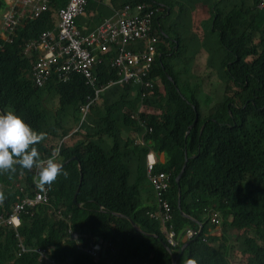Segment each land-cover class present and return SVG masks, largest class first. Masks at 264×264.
<instances>
[{"label":"trees","instance_id":"trees-1","mask_svg":"<svg viewBox=\"0 0 264 264\" xmlns=\"http://www.w3.org/2000/svg\"><path fill=\"white\" fill-rule=\"evenodd\" d=\"M67 1L54 0L41 17L24 18L11 41L0 30V114L13 112L45 133L34 145L39 164L0 172V217H9L19 198L32 197L37 189L46 198L21 216L18 233L26 253L16 231L0 223V264H173V255L177 264H264L261 0L89 1L76 23L90 14V31L127 4L163 8L158 19L167 33H159L165 42L158 43L149 75L154 86L143 99L152 108L153 128L145 133V144L136 143L134 137L145 128L130 114L138 109L142 91L138 84L118 81L110 64L113 53L104 55L95 70L106 88L83 127L80 105L95 92L82 74L64 82L53 72L43 86L30 78L33 60L24 54L25 46L57 26V10ZM6 7L0 0V13ZM198 54L202 61L207 56L200 75L194 72ZM56 149L61 172L39 188L37 174L46 166L40 163ZM151 150L167 154L156 171L171 174L164 197L172 206L177 246L168 244L162 223L150 216L157 209L147 173ZM187 153L180 205L192 217L179 208L177 177ZM214 212L220 214L219 224L211 221ZM187 228L198 233L185 238ZM100 241L103 247L93 257L87 248Z\"/></svg>","mask_w":264,"mask_h":264},{"label":"built area","instance_id":"built-area-1","mask_svg":"<svg viewBox=\"0 0 264 264\" xmlns=\"http://www.w3.org/2000/svg\"><path fill=\"white\" fill-rule=\"evenodd\" d=\"M54 0H17L13 3L4 17V34L6 40L15 31L20 22L29 17H41L47 11ZM90 0H68L58 8V24L53 29L43 31L41 35L32 39L25 46L26 54L33 60L31 77L37 86L46 84L52 73L55 72L61 81L70 79L73 73H80L90 85L95 96H89L80 108L84 113V119L89 109L99 101L100 92L104 86L100 84L95 72L97 66L102 63L103 56L113 53L110 58L112 67L117 69L120 76L119 82L140 84L144 88L142 100L137 110L133 111L132 118L137 119L149 128L148 109L144 103V97L149 95V87L153 81L149 75L154 58L158 53L159 36L156 29L155 17L161 11L159 6L148 3L127 4L123 8L116 9L114 14L107 17L99 26L89 32H81L76 23ZM102 1V0H95ZM264 0L260 7L263 8ZM11 41V40H10ZM111 81L110 84H113ZM143 142V138L137 139V143ZM46 161L40 164H46ZM158 159L153 151L148 153L147 172L156 194L157 209L150 212V216L162 223L163 233L168 243L172 246L179 244V234L174 228L172 206L164 194L171 187V174L166 171H156ZM16 187L24 191L20 185ZM44 194L37 189L34 196L20 197L13 205V212L9 217H0V223L11 227L16 231V237L20 238L18 228L21 225V216L27 207H35L44 201ZM211 221L220 222L219 212H214ZM198 230L187 228L185 238H192ZM77 237V234H74ZM21 251L28 250L20 242ZM111 245V244H108ZM102 243H96L88 248V252L97 257L102 249Z\"/></svg>","mask_w":264,"mask_h":264},{"label":"clouds","instance_id":"clouds-1","mask_svg":"<svg viewBox=\"0 0 264 264\" xmlns=\"http://www.w3.org/2000/svg\"><path fill=\"white\" fill-rule=\"evenodd\" d=\"M157 6H159L161 8V11L158 14L163 13V8L161 7V5L158 4ZM7 8L10 9L11 7H8V4H7L6 9ZM155 23H156V25H158L156 27V29H157V33L159 36V42L164 43L165 41L160 39L159 33L160 34L165 33L164 35L166 36L167 31L165 32L162 29V27H159V24H161V23L157 21L156 17H155ZM0 30L2 31V33H1L2 37L4 39H6L5 34H4V28L0 29ZM165 30H166V27H165ZM24 54L27 57L30 56V55L26 54L25 49H24ZM204 59H205V56L203 58V62H204ZM206 63L204 62L205 65H206ZM30 78H32L31 73H30ZM100 84L103 85L101 82H100ZM131 84H134V83H131ZM138 85H139V87L143 93L144 88H142V86L140 84H138ZM103 86L105 89L106 85H103ZM153 86H154V83H153ZM153 86L149 87L148 89L150 90L151 88H153ZM102 92L103 91L100 92V95ZM142 93H141V97L143 96ZM148 93H149V91H148ZM147 96H149V95H147ZM99 99H100V97H99ZM146 107L148 109L152 110V108H150L148 106H146ZM90 109H89L88 114L86 115L85 119H84V113L82 112L83 116L81 119L80 127H83V125H85L87 123L88 117L90 114ZM80 110H81V108H80ZM132 113H133V110H130L131 115H132ZM147 114H149V113H147ZM148 124H149V120H148ZM142 127L144 128V126H142ZM147 131L145 130V132L143 134L137 135L134 137L136 139V143H137V139L143 138V142H141L140 144H145L144 135ZM44 135H45V133H43V132L38 133L37 131L33 130L28 124H26L19 116H17L13 112H7V113L0 114V172L8 171V170H14L13 169L14 165H19L23 169L31 170L34 166V163L39 164V160L37 159L38 158V152H37V149L34 147V145L36 143L40 142L43 139ZM151 151L154 152V150H151ZM58 152H59V149H56L53 153V156L47 160L46 166L40 168V170L37 174V180H36L37 187L43 188L46 184L50 185L51 182H53L56 179L57 175L61 172V165L55 161V155ZM147 157H148V155H147ZM158 163H159V160H158ZM74 234H77V237H74ZM73 237H74V239L77 240L78 239V232H74ZM17 239H19V243H20L21 237L17 238ZM96 243H99V242H95V244ZM87 251H88V248H87ZM189 264H195V262L190 261Z\"/></svg>","mask_w":264,"mask_h":264},{"label":"crops","instance_id":"crops-1","mask_svg":"<svg viewBox=\"0 0 264 264\" xmlns=\"http://www.w3.org/2000/svg\"><path fill=\"white\" fill-rule=\"evenodd\" d=\"M13 1L14 0H9L8 1L9 7H11V4H13ZM90 16H91L90 14H86L85 13L83 16H81V19L78 22L79 23L78 25L80 26V28L84 32H89L91 30V27L94 25L92 20L89 22V17ZM3 26H4V23L2 21H0V28L2 27V29H3ZM201 51H202L203 55H204V52H206L205 49H201ZM204 62L205 63L207 62V56L205 57ZM155 155H156V158L159 160V162L165 163L167 161V154L165 152H161V153L155 152ZM149 202L153 203L155 201H153V199L149 198ZM144 204L148 205L147 201L145 199H144ZM220 231L221 230L218 228V230L216 232H220Z\"/></svg>","mask_w":264,"mask_h":264},{"label":"water","instance_id":"water-1","mask_svg":"<svg viewBox=\"0 0 264 264\" xmlns=\"http://www.w3.org/2000/svg\"><path fill=\"white\" fill-rule=\"evenodd\" d=\"M194 124H195V123H194ZM194 124H193V125H194ZM188 162H189V156H188V153H187V158H186V161H185L184 168H183V170L181 171V173L179 174V176L177 177V182H178V184H179V189H180V197H179V208H180V209H181L180 202H181V198H182L181 178H182V176H183V174H184V171L186 170V168H187V166H188ZM78 191H79V188L77 189V191H76V193H75L74 201H76V199H77V193H78ZM181 213L184 214V215H187V216H189V217H192L191 215L185 213L182 209H181ZM133 224L135 225L136 228H139V227L137 226L136 223L133 222ZM185 247H186V244H185L184 246H182V248H181L179 254L177 255V257H179V256L181 255V253L184 251ZM173 264H177L176 257H175L174 255H173Z\"/></svg>","mask_w":264,"mask_h":264},{"label":"rangeland","instance_id":"rangeland-1","mask_svg":"<svg viewBox=\"0 0 264 264\" xmlns=\"http://www.w3.org/2000/svg\"><path fill=\"white\" fill-rule=\"evenodd\" d=\"M8 1L9 0H6L7 4H8ZM17 0H14L13 3H15ZM11 6H13V4H11ZM8 7H9V4H8ZM8 9V8H7ZM7 9H4L1 11L0 13V21H2L4 23V17L7 13ZM166 18L163 19V22ZM165 24V27H166V22H164ZM174 27V26H173ZM167 28V27H166ZM2 29V27L0 28ZM46 31V30H45ZM196 70V71H195ZM195 70L194 72L197 74H201L203 72V70H205V65H204V62L202 61V58L201 56L198 54L197 57H196V62H195ZM132 136H135V135H132ZM169 245H171L170 243H168ZM172 246V245H171Z\"/></svg>","mask_w":264,"mask_h":264},{"label":"flooded vegetation","instance_id":"flooded-vegetation-1","mask_svg":"<svg viewBox=\"0 0 264 264\" xmlns=\"http://www.w3.org/2000/svg\"><path fill=\"white\" fill-rule=\"evenodd\" d=\"M162 14H163V13H160V14H158V15L156 16V19H157L158 22H160V20H159L158 18H159ZM159 27H162V25L159 24Z\"/></svg>","mask_w":264,"mask_h":264},{"label":"bare ground","instance_id":"bare-ground-1","mask_svg":"<svg viewBox=\"0 0 264 264\" xmlns=\"http://www.w3.org/2000/svg\"><path fill=\"white\" fill-rule=\"evenodd\" d=\"M111 56V55H110ZM201 226V225H200Z\"/></svg>","mask_w":264,"mask_h":264}]
</instances>
